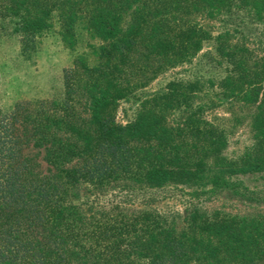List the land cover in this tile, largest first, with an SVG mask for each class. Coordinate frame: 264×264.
Segmentation results:
<instances>
[{
	"label": "trees",
	"instance_id": "16d2710c",
	"mask_svg": "<svg viewBox=\"0 0 264 264\" xmlns=\"http://www.w3.org/2000/svg\"><path fill=\"white\" fill-rule=\"evenodd\" d=\"M5 26L25 61L52 30L73 59L60 98L0 107V264H264V216L151 207L257 197L239 176L264 172V0H0ZM185 65L223 71L141 92ZM236 104L254 144L230 159L205 118Z\"/></svg>",
	"mask_w": 264,
	"mask_h": 264
},
{
	"label": "rangeland",
	"instance_id": "374dc122",
	"mask_svg": "<svg viewBox=\"0 0 264 264\" xmlns=\"http://www.w3.org/2000/svg\"><path fill=\"white\" fill-rule=\"evenodd\" d=\"M214 24H216V30L221 26L218 22L211 25ZM259 37L264 41V29L260 30ZM40 41V50L36 57L31 61H25L20 56V43L12 29L7 26L0 29V107L3 110L11 109L18 101L61 97L63 71L71 66L73 55L63 46V41L56 30L50 31ZM86 42V37H82L77 50L84 49ZM206 50H208L207 46L199 54L202 55ZM222 71V69H215L207 72V69H202L201 72L196 73L193 65H185L161 75H155L148 69V77H153L147 81L149 83L142 88L141 92L146 94L159 92L165 83L174 77H185L191 80L195 75L199 77L212 75L216 78L221 76ZM143 81L146 82V80ZM124 109L125 116L128 117L134 111L133 107H124ZM253 113L252 107L236 104L232 107L224 105L206 115L205 119L209 123L224 130L227 146L220 153L222 157L235 159L252 148L254 144L251 131ZM125 116L124 112H120L118 120L122 121ZM39 161L44 167L45 163L41 158ZM239 179L250 189L249 191L255 192L257 197L238 198L226 191L210 198L202 196L198 199L197 196L189 194V190L171 189L172 192L158 196L160 197L158 202L151 207L166 213L168 217H172L174 213H182L185 208H191L194 205H202L199 209L210 216L217 213L239 217L264 216V172L242 175Z\"/></svg>",
	"mask_w": 264,
	"mask_h": 264
}]
</instances>
